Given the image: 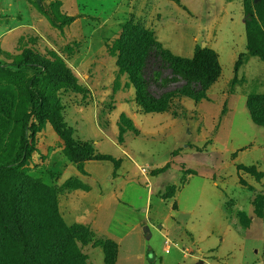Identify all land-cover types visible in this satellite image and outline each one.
<instances>
[{
	"label": "rangeland",
	"instance_id": "374dc122",
	"mask_svg": "<svg viewBox=\"0 0 264 264\" xmlns=\"http://www.w3.org/2000/svg\"><path fill=\"white\" fill-rule=\"evenodd\" d=\"M202 2L0 0V166L36 130V151L0 186V264H264V128L247 107L264 96V62L247 54L243 0ZM155 42L176 57L203 44L219 55L221 78L198 104L172 100L177 116L145 114L126 73ZM21 61L62 71L38 84L54 112L42 123H26L37 70ZM159 68L155 97L186 85ZM56 118L88 153L69 154Z\"/></svg>",
	"mask_w": 264,
	"mask_h": 264
},
{
	"label": "trees",
	"instance_id": "16d2710c",
	"mask_svg": "<svg viewBox=\"0 0 264 264\" xmlns=\"http://www.w3.org/2000/svg\"><path fill=\"white\" fill-rule=\"evenodd\" d=\"M244 13L246 16V39H247V54L252 57L259 58L264 62V0H259L255 3L252 0L250 3L243 0ZM254 9V10H252ZM47 16L54 23L53 14L49 11ZM143 38L148 41V33L143 34ZM2 54L0 50V55ZM246 54H241L235 64L234 81L237 80L239 69ZM160 65V66H158ZM18 69L23 67L37 70V74L30 81L29 95L32 105L31 113L26 123L33 119L35 123L44 122L48 116L53 115L54 112L48 109V103L42 93L38 89V84L42 77L58 74L51 72L52 69L48 66L32 61L17 62ZM160 67L162 71L165 68L170 69L173 75H180L186 80V85L167 92L160 97H155L149 90L151 83L159 84L162 73L155 72V68ZM126 73L136 92V102L145 114H163L172 113L173 116L179 115L177 110H173L171 101L178 97H185L195 101L198 104L201 100L206 99L208 89L218 82L222 76V67L219 62V55L210 48L197 47L193 58H182L173 56L169 51H164L162 46L158 43L143 45V56L137 61H130L126 67ZM191 84H195L199 89L195 90ZM247 107L250 112L253 123L264 128V96H250L247 102ZM126 120L125 116L121 117V123ZM131 121V120H130ZM132 123V122H131ZM55 127L57 133L63 138L66 148L71 156H77L80 152H87L88 148L84 144L74 142L69 132L63 127L59 119L56 118ZM28 126V125H27ZM30 132V134H29ZM126 133L125 128L120 126L119 142H123V135ZM36 137V130L34 126L25 128L21 146L17 155L16 163H9L0 166V186L4 183L7 175L17 168L25 165L30 160L33 152L36 151L34 140ZM97 161L110 162L114 165L115 170L120 168V161L111 156H96ZM245 171H253L255 169L243 168ZM166 167L159 169L154 175L163 173ZM80 259L83 260L81 256Z\"/></svg>",
	"mask_w": 264,
	"mask_h": 264
},
{
	"label": "crops",
	"instance_id": "0c3cea01",
	"mask_svg": "<svg viewBox=\"0 0 264 264\" xmlns=\"http://www.w3.org/2000/svg\"><path fill=\"white\" fill-rule=\"evenodd\" d=\"M202 1H203V0H197V2H198L199 4H203L204 2H202ZM234 1H235V2H236V1H239V2H240V0H233V1H229V0H227L228 3H232V2H234ZM240 5H241V3H240ZM208 14L210 15L211 13L208 12ZM175 159L178 161L179 159H181V157H179V158H175ZM92 163H93V162H91V164H92ZM91 164L88 163V164L86 165V170H87V172H89V173H92V172L89 170V168H88L89 165H91ZM173 164H175V163H173ZM176 164H177V163H176ZM177 165H178V164H177ZM93 173H94V171H93ZM91 176H92V175H91ZM94 180H98V179L95 178ZM78 207H79L80 210L82 211L83 215H84L85 213L89 214V212H91L92 210H96L95 206L92 207V206H87V205H83V206L79 205ZM97 208H98V210H99L100 208H102V203L98 204ZM76 210H77V208L74 209V211H76ZM100 221H101V220H100ZM100 221L92 225L93 228H95V231L99 230V228H100ZM90 224H91V223H90Z\"/></svg>",
	"mask_w": 264,
	"mask_h": 264
},
{
	"label": "built area",
	"instance_id": "2783aa9c",
	"mask_svg": "<svg viewBox=\"0 0 264 264\" xmlns=\"http://www.w3.org/2000/svg\"><path fill=\"white\" fill-rule=\"evenodd\" d=\"M143 173H146V170H145V169L143 170ZM170 250H171V248H167V249H166V253H169Z\"/></svg>",
	"mask_w": 264,
	"mask_h": 264
},
{
	"label": "water",
	"instance_id": "95a60500",
	"mask_svg": "<svg viewBox=\"0 0 264 264\" xmlns=\"http://www.w3.org/2000/svg\"><path fill=\"white\" fill-rule=\"evenodd\" d=\"M206 46V44H203V48Z\"/></svg>",
	"mask_w": 264,
	"mask_h": 264
}]
</instances>
